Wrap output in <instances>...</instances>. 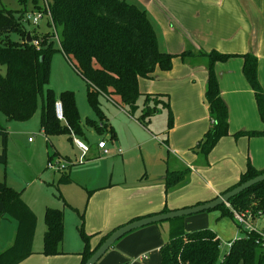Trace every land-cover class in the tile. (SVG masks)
Here are the masks:
<instances>
[{"label": "crops", "instance_id": "obj_1", "mask_svg": "<svg viewBox=\"0 0 264 264\" xmlns=\"http://www.w3.org/2000/svg\"><path fill=\"white\" fill-rule=\"evenodd\" d=\"M127 1L146 11L161 51L172 54L183 50L208 52L212 49L232 54L253 52L257 57L258 80L264 89V0ZM55 53L64 57L61 52ZM199 59L202 65L192 67L175 56L170 70L156 67L148 78L138 80L141 96H158L157 110L148 118L150 128L136 118L139 114L129 113L100 94L99 97H104L116 108L110 117L103 113L107 124L115 130L116 138L109 140V133H98L86 123L87 118L95 119V116L86 115L80 118L83 136L78 138L88 144L89 158L83 162L72 161L47 147L48 159L55 156L69 162L68 170H65L69 179L62 185L63 196L70 206H74L78 216L83 213L84 230L91 235L92 246L102 235L135 218L159 213L163 208L169 211L213 199L238 182L247 161L258 170L264 169V137L233 136L241 130L264 129L254 92L242 73L243 58L239 56L215 64L220 94L228 108L229 134L221 137L208 153V162L192 150L210 124L204 99L205 58ZM166 101L172 116L170 127L167 126L168 112L164 107ZM137 105L136 111L141 114L145 108L144 97ZM149 105L152 106L153 101ZM157 115H163L158 118L161 122L158 128L151 122ZM155 130L163 136L162 141H159L158 134H154ZM40 131L47 146L50 137ZM101 139L108 147L106 156H99L97 142ZM103 166L108 172L110 170L109 175L106 171L102 176ZM170 171H186L184 177L187 176V180L167 191L163 179ZM77 192L79 194L75 197ZM88 192L85 198L83 193ZM74 198L79 200L72 201ZM55 200L53 206L58 208L60 198ZM78 208L83 209L79 211ZM44 210L35 213L42 231ZM63 216L61 249L64 253L45 256L40 253V246L32 249L33 253L18 264L80 263V256L76 255L80 251L76 249L82 244L80 237L68 228L64 211ZM13 221L17 225V221ZM195 221L197 218L185 216V229L188 230L186 227ZM76 227L77 224L74 231ZM167 234L166 220L162 224L153 223L132 230L117 240L95 264H159V249ZM75 237L80 244L74 242V246Z\"/></svg>", "mask_w": 264, "mask_h": 264}, {"label": "trees", "instance_id": "obj_2", "mask_svg": "<svg viewBox=\"0 0 264 264\" xmlns=\"http://www.w3.org/2000/svg\"><path fill=\"white\" fill-rule=\"evenodd\" d=\"M54 31H59V47L54 46V32L35 33L28 30L23 22L25 12L0 8V112L8 121H26L36 112L40 102L39 125L49 138L56 134L82 137L80 115L72 90H63L56 95L50 88L43 91L49 82L51 58L61 52L66 59L74 60L73 66L86 82V100L95 113V119H86L100 134L109 133V140L116 138L115 130L106 122V117L98 103L100 94L134 113L137 99L141 95L138 87L140 78H148L156 67L163 71L171 69L172 59L193 55L207 61V78L204 99L208 106L210 124L192 150L197 154L208 155L218 140L229 134L228 108L221 97L215 72L217 62H226L232 57H242V73L254 92L257 111L264 124V89L257 76V57L253 52L244 54L222 53L215 49L208 52L183 50L179 54L161 51L157 35L144 9L127 0H45ZM35 9L43 7L35 4ZM50 27V24L48 23ZM37 39L38 45L26 42V35ZM42 57V59H40ZM59 100L64 120L55 115L54 104ZM153 101L150 106L149 102ZM158 96L145 94L144 105L138 119H148L157 110ZM168 112V124L172 123L168 102H164ZM234 137H264L263 130L237 131ZM1 150L0 164L6 163L7 132L0 125ZM196 147V149H195ZM51 157L49 156V159ZM264 172L247 161L245 170L237 183ZM186 171H170L164 176L167 191L182 185L187 180ZM61 181L68 182V173ZM229 206L221 204L212 210L219 211V217L235 219V213H264V181L256 183L231 197ZM163 208L161 212H166ZM210 211V210H206ZM5 215L17 221L13 243L0 249V264H18L28 257L36 227V216L22 200L20 192L0 181V219ZM247 215V214H246ZM77 230L83 247L76 255L83 264L96 247L111 232L102 235L95 246L91 245V235L84 230V216L80 215ZM255 215H253L254 217ZM45 229L42 235L40 253L45 256L63 254L61 249L64 225L63 211L56 207H46L43 214ZM253 220L250 218V222ZM163 221L158 222L162 224ZM168 234L160 247L159 264H264V237L259 231H248L245 235L230 241L229 250L220 258L221 240L211 229L187 231L184 217L166 220Z\"/></svg>", "mask_w": 264, "mask_h": 264}, {"label": "rangeland", "instance_id": "obj_3", "mask_svg": "<svg viewBox=\"0 0 264 264\" xmlns=\"http://www.w3.org/2000/svg\"><path fill=\"white\" fill-rule=\"evenodd\" d=\"M35 4L42 7L44 0H0V8L3 7L14 11H24L25 13L36 10ZM22 18H24V15ZM24 25L28 30L35 29V33L40 35L44 32L51 31V27L47 25L44 18L39 21L37 26L32 27L29 21L24 22ZM59 34L60 32L58 31L57 36H59ZM54 46L55 48L59 47L57 37L54 38ZM70 61L74 63L72 58H70ZM70 61L58 53L53 54L51 58V72L49 76V82L44 86L43 91L45 92L46 89L50 88L56 95H58L60 91L72 90L75 95L76 106L80 118H83L86 115L96 116L94 111L89 107L86 100V83ZM201 61L202 60L199 59V56H185V63L192 67L202 65ZM205 64L207 65L206 60ZM3 71L4 66L0 65V72ZM143 97L144 95H140L138 97L137 104L142 102ZM98 103L101 111L107 117H110L111 111L116 110V108L102 96L98 97ZM135 112L137 115H140L139 111ZM39 116L40 102L34 115L26 121H8L6 117L0 112V125L4 127L7 132L6 163L0 164V181L20 192L22 200L28 205L34 214L42 212L46 207H54L53 205L55 198H60V202L57 203L59 204L58 208L61 210L63 209L62 211L65 212L66 224L70 226L68 228H72V231L75 232L77 236H79L77 227L75 231L74 227L76 224L77 226L79 225L80 216L77 215V211L75 208H73L74 206H70L68 201L63 196L62 185H65L68 182L61 181V179L63 178L62 175L66 172L52 171L46 167V163L48 160L47 147L49 151L54 148L61 156H68L72 161L79 159L81 151L75 149L74 145L72 144L73 139L70 140L65 134H56L50 136V143H47L46 146L45 138L40 131ZM138 116H136V118ZM158 116L159 115H157L155 119L151 120L156 128L161 125V122L158 118H163V115H160V117ZM144 121L145 122L143 123H145V127L150 128L148 119ZM154 134H158V131L155 130ZM74 136L77 137L76 135ZM29 138L32 139L31 142L28 141ZM158 139L159 141H162L163 136L158 134ZM108 144L110 147L112 146L111 141H109ZM88 154L89 153L85 155V159L83 161H85L86 158H89ZM200 155L205 161L208 162L207 155ZM53 158L61 157L53 156ZM106 171L107 167L103 166L102 176H104ZM109 173L110 170L109 172L107 171L108 175ZM89 193L90 192H88V194L83 193L85 198L87 195H89ZM78 194L79 192L75 194V197H77ZM71 200L78 201L79 198H74ZM81 200L83 202L85 201L84 198ZM226 205L229 206L228 203H226ZM78 209L79 211H82L83 208ZM248 210L249 211L246 213L247 215L245 214V216L249 218V221L250 218L253 220L251 224L257 231H259V234H264V213L260 211L252 212V209L249 208ZM253 215L255 216L253 217ZM189 216L192 218H197L195 223L186 227L189 232L199 229H211L218 234L221 239L220 258H222V256L229 250L228 241H232L235 238H242L245 235L244 225L238 227L237 222L230 217H219L218 210L202 211ZM13 220L14 219L8 215H5L0 219V249L7 248L9 245H11V240L13 241L14 239L17 225ZM76 220L77 222H75ZM42 222L45 229L44 220ZM43 231L42 226H39V222L37 224L36 216V227L31 246L32 249H36L40 246L42 248ZM74 242L76 245L80 244V241H78L76 237L75 241H72L73 245ZM82 247L83 243L80 244V249L76 250H81Z\"/></svg>", "mask_w": 264, "mask_h": 264}, {"label": "water", "instance_id": "obj_4", "mask_svg": "<svg viewBox=\"0 0 264 264\" xmlns=\"http://www.w3.org/2000/svg\"><path fill=\"white\" fill-rule=\"evenodd\" d=\"M26 42L27 43L31 42V37L29 33L26 35ZM40 59H42V57ZM261 181H264V172L240 183L239 185L233 187L232 189L224 193L217 195L216 197H214L209 201L198 203L189 207L169 210L166 212H159L130 220L129 222H126L118 226L117 228L113 229L104 239V241L96 247L93 253L88 257V259L83 264H95L106 253V251L113 246V244L117 240H119L121 237H123L125 234L129 233L132 230H135L137 228L149 224L173 219L175 217H185L198 212L212 210L223 203L224 204L228 203L231 197L237 195L243 190Z\"/></svg>", "mask_w": 264, "mask_h": 264}, {"label": "built area", "instance_id": "obj_5", "mask_svg": "<svg viewBox=\"0 0 264 264\" xmlns=\"http://www.w3.org/2000/svg\"><path fill=\"white\" fill-rule=\"evenodd\" d=\"M42 7L43 8L40 10H34V11L26 12L24 14L23 22L29 21L31 23L32 27H34V26H37L39 21L44 18L46 20L47 25H48V23L50 24L51 30L55 33L54 38H56L57 34L51 25L52 21H51V17H50V13H49V7H48L45 0H44V4ZM31 42H33V44H35V45H38L37 39H32ZM54 110H55L56 117L59 120H64L63 113H62V105H61V102L59 100H57L55 102ZM30 140H31V138H29V141ZM73 143L81 151V155L79 156V159L77 160L78 162H81L85 159V155L89 151V146L84 141H82L80 138H77L75 136H73ZM97 147L99 149V156L108 155L109 151H108V148H107V145H106V142L104 139H101L97 142ZM118 152L120 153L121 150L118 149ZM68 163L69 162L63 158H50L47 160L46 167L53 170V171H65L66 168L68 167ZM234 215H235L234 216L235 219L240 224L244 225V227L248 231H251V230L257 231L255 229V227L251 224V222L249 221V218L247 216H245L244 214H238V213H235ZM261 234L264 237V234L263 233H261ZM228 244L230 245V242Z\"/></svg>", "mask_w": 264, "mask_h": 264}]
</instances>
